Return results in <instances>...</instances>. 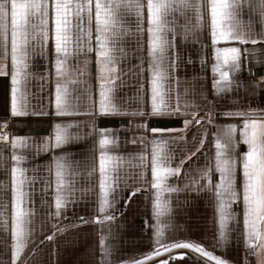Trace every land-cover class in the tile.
Returning <instances> with one entry per match:
<instances>
[{
  "label": "snow or ice",
  "instance_id": "6c2138e0",
  "mask_svg": "<svg viewBox=\"0 0 264 264\" xmlns=\"http://www.w3.org/2000/svg\"><path fill=\"white\" fill-rule=\"evenodd\" d=\"M245 6L250 11L258 12L262 28L255 34L252 21L245 23L241 19ZM205 17L215 57L212 71L218 76V79H213L212 88L214 94L219 95L222 91H231L233 81L230 73L241 70L242 58H247V53L264 51V0H255V3L253 0H0V58L4 61L0 63V75L11 77L12 116L27 114V93L21 90V84L29 75L27 69L31 56L39 55L47 60L51 42L55 54V81L54 98L50 100V104L54 106L55 115L192 117V120L184 119V127L179 130L178 137L164 138L165 133L177 131L175 129L151 128V139L144 136L140 138L143 150L127 158L110 152L109 146L115 140L109 137L108 130H98L96 151L99 212H106L111 206L110 196L114 203L116 189L121 182L129 179L128 176H121V169L126 163L139 170L138 181L145 188V172L150 168V187L154 190L152 213L156 223L153 225V248L143 254L142 259L122 261L121 264H144V261L158 257L161 250L170 252L172 249H189L200 253L207 258L205 264L208 261L231 264L199 243L189 240L161 243L163 225L159 223V217L169 209L163 193L181 190L176 186H169L168 177H178L181 174L184 161L190 159L204 145L207 129L203 130L195 150L187 151L175 166L172 165V155L165 152L164 146L168 142L184 140V133L193 122L200 125L205 120L208 124H214L211 108L204 117L199 118L196 111H187L189 101H183L182 109L180 93L173 87L179 83L176 75L179 59L177 38L184 42L190 35L194 36L205 27ZM129 36L136 37V47L142 52L146 44V71L149 73L147 82L151 92V110L148 113L139 108L132 111L121 109L114 102L117 81L125 74L120 63L128 55L125 40ZM220 42L233 43L234 46L219 47ZM236 44L240 46H235ZM249 44L253 47H247ZM89 53L95 55V79L98 87L93 89L88 86L83 93L73 97L69 85L87 83L82 78L88 75ZM82 55L85 56L83 63L78 61L76 67L71 68L69 59ZM201 59L203 61V57ZM137 60L140 63L134 67L142 74L145 71L142 56H138ZM140 79L144 80L143 75ZM143 88L144 84L141 83L140 90ZM97 92L98 98L94 95ZM171 93H175V96ZM184 94H187L186 89ZM139 96L143 98L142 91ZM81 99L90 105V110L81 113L75 108L73 100L79 102ZM172 99H175V105L169 103ZM220 115L240 118V123L216 126V131L212 133L214 156H207L205 165L194 170L198 173L197 176H188L190 170H185L186 180L183 187L192 191L207 190L214 193L220 244L228 240V231L238 230L249 252H259L264 249V109L249 107L247 110L223 111ZM91 126L95 128L94 124ZM70 127L72 123L54 124L53 135L45 140L40 150L47 152L65 145L70 138ZM137 127L147 131L146 124ZM0 140L10 147L9 156L0 153V171L7 178L0 182V231L6 234V239L0 243L4 244L6 253L10 252L9 259L6 262L0 261V264H28V260L21 253L25 251L33 232L30 225L35 210L27 206L31 201L26 184L34 178L25 175L27 169L20 166L25 156L17 154L18 148L27 147V139L9 136L0 131ZM240 142L247 146V150L237 154ZM149 144L150 152L147 150ZM46 171L54 176L55 204V212H48L47 215L60 217L62 209L75 202L73 197L76 189L67 177H74L78 173L64 153L53 154ZM96 171L97 165L94 163L86 174L91 176ZM216 173L219 174L218 180ZM53 184H47V187H52ZM140 190V186L134 184L130 189L129 199ZM233 204L240 209L239 212L230 211ZM80 219L82 223L87 222L82 217ZM112 219L114 216L111 215L97 217L98 222ZM229 220L234 221L235 228L229 229ZM52 227L54 235L55 225ZM48 239H52V236ZM104 241L105 237L101 236V264L110 256V250ZM184 256L185 253L179 252L172 259H182ZM154 264H168V261L160 259L154 261Z\"/></svg>",
  "mask_w": 264,
  "mask_h": 264
},
{
  "label": "crops",
  "instance_id": "0c3cea01",
  "mask_svg": "<svg viewBox=\"0 0 264 264\" xmlns=\"http://www.w3.org/2000/svg\"><path fill=\"white\" fill-rule=\"evenodd\" d=\"M255 3V0H253ZM241 19L247 23L252 21L254 34L262 28L258 12L250 11L245 6ZM183 22L182 20L180 21ZM205 27L190 35L188 39L181 42L177 38V61L176 75L179 78L177 88L181 98V108L184 109L183 101H189L187 111H196L197 118L204 117L208 109L213 112L214 124H208L205 120L200 125L193 122L184 133V140L175 143L168 142L164 146L165 152L172 155V165L183 157L189 150H195L197 142L201 138L204 129L207 135L205 143L196 151L190 159L185 160L181 174L176 177H168V185L180 188V191L163 193V199L168 201L169 209L159 217V223L163 225L161 238L162 244H168L174 240H189L199 243L206 250L216 256H220L231 264H264V249L259 252L250 253L245 246L243 237L238 230L227 232L228 240L223 244L218 242V216L215 212V196L207 190L192 191L184 188L186 180L185 170H190L188 176H197L194 170L203 167L207 156H214V137L217 125L226 123H240V118H229L220 115L223 111L242 109H264V51L247 53V58H242L241 70L230 73L233 81L231 91H222L219 95L214 94L212 88L213 79L218 76L213 73L212 65L215 57L208 35L207 17ZM198 41V42H196ZM207 45V47H205ZM128 55L121 61L120 67L124 69V75L117 81L114 102L121 108L129 111L143 109L145 113L151 110V92L147 82L149 73L147 69L146 44L143 49L136 47V37L129 36L125 40ZM219 47L234 46L233 43L220 42ZM235 46H240L236 44ZM247 47H253L249 44ZM138 56L143 58L144 73H138L134 65L140 63ZM203 57V61L202 58ZM54 49L49 42L48 58L45 60L39 55L31 56L29 60V75L21 84V90L27 93V114L12 116L11 107V77L0 75V117L10 119L12 134L27 139V147L18 148L17 154L25 156L20 166L27 169L25 175L34 178L27 182L26 187L29 193V208H34L35 216L30 227L33 229L29 242L26 244L22 257L28 260V264H60L65 251L74 244H88V264H101V236L105 237V246L110 250V256L103 260V264H121L122 261L139 259L143 254L153 248V219L152 200L153 191L150 187V168L145 172L147 188L141 186L138 181L139 170L129 167L126 163L121 169V176H128L126 182H121L116 189L113 203L110 196V207L105 213L99 212L98 200V147L99 129H106L107 134L115 143L109 146V151L114 154L123 155L125 158L132 154L139 153L144 146L140 142L142 136L152 138L151 128L175 129L177 131L165 133L164 138L180 135L179 130L184 127V119L192 120L191 116L165 115V116H131V115H100L95 116L77 114L57 116L54 106L50 100L54 98ZM89 65L88 75L82 79L86 84H70L71 94L75 97L84 92V89L91 86L97 89L95 79V55L88 54ZM85 56H73L68 64L75 68L77 62L83 63ZM191 62H188V61ZM0 58V63H3ZM10 65V59H9ZM47 70V71H46ZM143 75L144 80L140 79ZM122 82V85H121ZM141 83L144 84L140 90ZM185 89L187 94L185 95ZM143 92V98L139 92ZM53 94V95H50ZM98 98V92L94 93ZM167 95V94H166ZM175 96V93H171ZM208 101L212 103L209 104ZM175 105V99L169 101ZM73 104L79 112L90 110V105L83 99L79 102L73 100ZM35 113V114H34ZM42 113V114H41ZM56 123H72L68 129L69 141L57 149H50L45 152L40 150L45 140L53 135V125ZM95 125L93 128L91 125ZM146 124L147 131L138 128L137 125ZM238 136V134H237ZM195 137V140L193 139ZM135 140V143L133 141ZM149 152L151 145H148ZM247 150V146L240 142L237 154ZM0 153L4 156L10 155V147L6 142H0ZM67 154V160L78 175L67 179L76 189L74 201L62 209V215L49 217L48 212H55L54 204V176L46 171L53 154ZM10 163V161H9ZM97 165V171L91 176L86 173L93 164ZM214 164V161H213ZM218 180L219 174H215ZM3 171H0V182L6 181ZM204 183V181H201ZM47 184H53L47 187ZM140 186L141 190L130 195V189ZM90 189V191L88 190ZM230 211L239 212L240 209L233 204ZM103 215L114 216V219L98 222L97 217ZM86 223H82L80 218ZM53 225L55 234L53 235ZM229 229L235 228L232 220L228 221ZM52 236V239H48ZM6 239V234L0 231V241ZM10 252L6 253L4 244L0 243V261H7ZM67 263L71 264L72 256H67Z\"/></svg>",
  "mask_w": 264,
  "mask_h": 264
},
{
  "label": "rangeland",
  "instance_id": "374dc122",
  "mask_svg": "<svg viewBox=\"0 0 264 264\" xmlns=\"http://www.w3.org/2000/svg\"><path fill=\"white\" fill-rule=\"evenodd\" d=\"M88 250L89 246L85 243H77L69 247L65 254L63 255L62 259L60 260V264H68L67 256H72L71 264H88ZM183 252L185 256L177 259H172V257L176 256L177 253ZM139 259H142L140 257ZM137 259V260H139ZM160 259L168 261V264H205L207 260L202 254L194 252L189 249H172L170 252H164L161 250L160 255L158 257H152L151 259L144 261V264H151L154 261H158ZM208 264H215V261H208Z\"/></svg>",
  "mask_w": 264,
  "mask_h": 264
},
{
  "label": "built area",
  "instance_id": "2783aa9c",
  "mask_svg": "<svg viewBox=\"0 0 264 264\" xmlns=\"http://www.w3.org/2000/svg\"><path fill=\"white\" fill-rule=\"evenodd\" d=\"M0 131H3L4 133H7L9 136L12 134V127L11 122L9 118L6 117H0ZM0 142H4L3 140H0Z\"/></svg>",
  "mask_w": 264,
  "mask_h": 264
},
{
  "label": "water",
  "instance_id": "95a60500",
  "mask_svg": "<svg viewBox=\"0 0 264 264\" xmlns=\"http://www.w3.org/2000/svg\"><path fill=\"white\" fill-rule=\"evenodd\" d=\"M151 264H154V262H153V263H151Z\"/></svg>",
  "mask_w": 264,
  "mask_h": 264
}]
</instances>
